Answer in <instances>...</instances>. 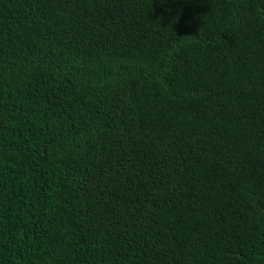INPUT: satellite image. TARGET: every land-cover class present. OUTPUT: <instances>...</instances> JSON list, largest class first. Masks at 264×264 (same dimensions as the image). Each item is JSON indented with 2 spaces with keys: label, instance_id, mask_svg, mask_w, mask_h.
<instances>
[{
  "label": "trees",
  "instance_id": "obj_1",
  "mask_svg": "<svg viewBox=\"0 0 264 264\" xmlns=\"http://www.w3.org/2000/svg\"><path fill=\"white\" fill-rule=\"evenodd\" d=\"M0 264H264V0H0Z\"/></svg>",
  "mask_w": 264,
  "mask_h": 264
}]
</instances>
